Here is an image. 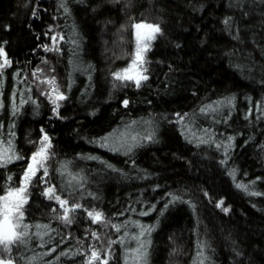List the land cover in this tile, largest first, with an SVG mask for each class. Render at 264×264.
Masks as SVG:
<instances>
[{"label": "trees", "instance_id": "16d2710c", "mask_svg": "<svg viewBox=\"0 0 264 264\" xmlns=\"http://www.w3.org/2000/svg\"><path fill=\"white\" fill-rule=\"evenodd\" d=\"M65 2L0 0V184L23 186L51 142L26 191L27 244L0 260L122 264L141 234L148 264H264V0ZM137 23L160 28L139 87L114 76ZM123 130L137 140L110 145ZM49 187L80 205L70 224Z\"/></svg>", "mask_w": 264, "mask_h": 264}, {"label": "snow or ice", "instance_id": "6c2138e0", "mask_svg": "<svg viewBox=\"0 0 264 264\" xmlns=\"http://www.w3.org/2000/svg\"><path fill=\"white\" fill-rule=\"evenodd\" d=\"M60 6L64 9L65 13H68L69 10L65 0H61ZM33 15H35V13H33ZM225 23H227V21H225ZM134 27L136 29V47L134 58L131 60L130 67L126 68L123 72L115 73L114 76L117 80L133 81L136 86L139 87L142 80L148 79V77L143 74L147 71L146 68H143L144 53L148 49L147 41L154 39L155 34L160 32V28L158 25L145 23H137ZM59 39L60 41H63L64 37L60 36ZM69 39H71V37ZM51 40L54 47H45V50L60 51L59 47L56 46L58 44L57 36H52ZM0 57H3V63H0V70L10 66L11 61L8 60L7 55L2 47H0ZM2 75L3 73L0 71V77H2ZM48 83L54 85L55 81H48ZM53 91H56V89L53 88ZM64 98L65 97L62 94L57 95V99L59 100H63ZM123 103L125 106L128 105L127 100H125ZM50 147L51 142L49 137L47 134H44L42 139L39 141L38 150L34 151V153L30 156V162L26 165V170L22 173L23 186H21L19 183L11 187H9L7 183L0 184V253H10L13 245L19 248L21 245L27 244L26 237L29 235L28 229L31 227V225L22 223L24 219V212L22 208L23 205L27 203V197L25 194L30 180L36 175L40 167L44 168L41 180L43 181L44 177L47 176L48 170L46 167H44V163L48 159V149ZM15 158L21 159V157ZM12 159L13 156H8L3 163H0V167H6L7 163ZM7 180L10 181L11 176L7 177ZM237 187L247 191L246 185H237ZM44 194L47 195L49 199H54L60 205V207L64 209L65 214L61 216L60 219L70 224L71 220L69 219L67 213L79 208L80 205L75 204L72 207H68V200L61 199L60 196L55 195L54 187H49L46 192H44ZM250 194L256 195L257 193L253 192ZM53 211H55V209H53ZM225 211H227V209H225ZM87 214L88 216L92 217L94 221H100L102 219L101 213L88 212ZM43 227L45 231H47V226L45 225ZM112 227L115 228L117 232L120 231V228L116 225H112ZM36 228L39 229L41 226L36 225ZM148 231H151V229H148ZM36 235L39 236L40 233L37 232ZM113 243H115V241H113ZM52 250L54 251L55 249ZM61 254L67 255V253ZM134 255L137 264H148V252L145 243L139 244V246L135 249ZM91 259H99V254L96 251H93L90 257V260ZM0 264H13V262L11 259L7 260L6 262L4 260H0ZM101 264H107V260H102Z\"/></svg>", "mask_w": 264, "mask_h": 264}, {"label": "rangeland", "instance_id": "374dc122", "mask_svg": "<svg viewBox=\"0 0 264 264\" xmlns=\"http://www.w3.org/2000/svg\"><path fill=\"white\" fill-rule=\"evenodd\" d=\"M157 34V33H156ZM155 34V36H156ZM155 36H154V39H155ZM154 39H151L149 41H147L148 43V49L147 51L144 53V64H143V68L145 67L146 65V62H147V55H148V52L150 51L151 49V46H152V43L154 41ZM135 40H136V29H135ZM135 47H136V43H135ZM134 55H135V49H134V52H133V56H132V59L134 58ZM131 59V60H132ZM131 65V62L129 64V67ZM138 138V134L134 133L133 131L131 130H123L117 134H115L113 137H111L109 139V144L112 145V146H115V145H126L128 144L129 142H132V141H135L137 140ZM5 155L4 152H0V157H3ZM37 174V173H36ZM35 177V176H34ZM33 178V177H32ZM26 197H27V203H28V195H27V192H26ZM27 203H25L23 205V212L25 213V208H26V205ZM24 220V219H23ZM23 223V222H22ZM37 232L40 233V235L38 236V238H42L43 235L41 234V231L38 230ZM36 232V233H37ZM139 236L137 237H133L132 239H130L129 237H127L124 241V243L127 245L126 249L124 250V257H123V263L122 264H137L136 260H135V255H134V252H135V249L139 246L140 243H145L146 244V247H147V241H142L141 238H142V235L141 234H138ZM27 239V237H26ZM15 245L12 246V248H14ZM10 257L7 259L9 260ZM6 260V261H7ZM5 261V262H6ZM31 261V260H29ZM13 262V261H12ZM13 264H15L13 262Z\"/></svg>", "mask_w": 264, "mask_h": 264}]
</instances>
